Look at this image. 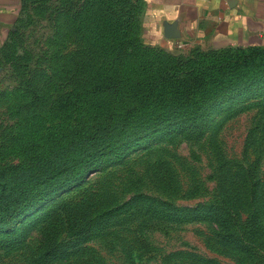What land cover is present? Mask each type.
<instances>
[{
  "label": "rangeland",
  "instance_id": "obj_1",
  "mask_svg": "<svg viewBox=\"0 0 264 264\" xmlns=\"http://www.w3.org/2000/svg\"><path fill=\"white\" fill-rule=\"evenodd\" d=\"M144 14L143 0H24L11 50L0 62V167L19 164L35 140L54 130L95 125L117 110L123 101L109 93L113 79L133 85L165 70L191 71L202 54L239 62L261 57L253 47L189 38L170 46L149 42ZM100 77L105 85L93 91ZM258 87L264 82L245 93L222 92L190 128L155 127L118 147L121 155L99 170L53 188L8 223L20 241L0 243V264H264V90ZM232 183L239 194L230 191ZM96 200L102 211L124 207L116 213L121 222L74 242L77 250L46 254V232L21 233L37 212L57 205L76 212V205L90 208ZM137 202L152 209L164 204L165 221L158 225L152 211L138 212ZM211 206L223 211V236L208 221L213 211L201 208ZM76 237L63 231L51 241Z\"/></svg>",
  "mask_w": 264,
  "mask_h": 264
},
{
  "label": "trees",
  "instance_id": "obj_2",
  "mask_svg": "<svg viewBox=\"0 0 264 264\" xmlns=\"http://www.w3.org/2000/svg\"><path fill=\"white\" fill-rule=\"evenodd\" d=\"M22 3L24 6V0ZM11 47L10 36L0 49V62L7 59ZM253 50L261 54L258 60L251 61L249 58L248 61L240 63L232 55L219 57L215 53L202 54L199 63H202L204 58L207 63L201 65L198 63L191 71L165 70L160 76L153 75L133 85L126 84L121 79H113L112 82L116 83V86L109 93L119 102L123 101L117 110L95 125H82L65 132L54 130L48 136L35 140L32 152L19 164L0 167V231L5 234L0 235V243L14 245L19 242L20 239L15 237V232L11 233V229L7 228L8 223L39 204L61 183L109 164L113 154L121 155L118 147L122 145L127 147L131 143L143 140L142 136L163 124L173 123L190 128L196 124L193 119L202 114L209 102L218 99L222 92L227 93L226 95H232L231 93L235 91L245 93V90L263 83L264 48L254 46ZM101 85H105L102 77L92 85V90L100 91ZM257 90L263 91L264 87H258ZM200 98L205 100L202 101ZM46 150L48 152H45ZM229 164L234 163L228 162ZM20 176L27 178L20 180ZM52 181L57 182L49 184ZM230 185L232 194H239L238 186L234 183ZM153 205L150 202L147 204L137 202L133 207L145 214L144 209L152 211L155 215L153 222L160 225L165 221L164 204L156 203V208L152 209ZM89 207L76 205L75 212L67 205H57L54 209H48V213L47 210L37 212L36 217L21 227V233L34 227L46 232L47 239L44 245L46 254L52 252L63 254L64 250H59L63 246H70L66 248L72 249L70 251L77 250L80 247H71L74 242L94 237L96 233L100 234L121 222L116 213L124 208L111 206L112 208L107 207V210L102 211L105 206H100L97 200L94 204H89ZM201 208L207 212L213 211L214 216L208 218V221L216 223L223 236L225 229L223 211L217 206ZM201 208L184 210L195 212ZM63 231L68 237L77 236L76 241L54 245L51 240L58 238Z\"/></svg>",
  "mask_w": 264,
  "mask_h": 264
},
{
  "label": "crops",
  "instance_id": "obj_3",
  "mask_svg": "<svg viewBox=\"0 0 264 264\" xmlns=\"http://www.w3.org/2000/svg\"><path fill=\"white\" fill-rule=\"evenodd\" d=\"M144 37L239 47L264 46V0H143ZM22 0H0V49L22 17Z\"/></svg>",
  "mask_w": 264,
  "mask_h": 264
}]
</instances>
